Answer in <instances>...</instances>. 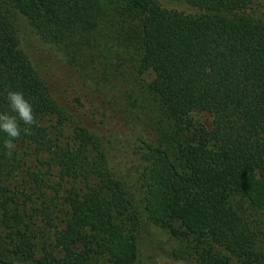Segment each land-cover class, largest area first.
<instances>
[{"label":"trees","instance_id":"trees-1","mask_svg":"<svg viewBox=\"0 0 264 264\" xmlns=\"http://www.w3.org/2000/svg\"><path fill=\"white\" fill-rule=\"evenodd\" d=\"M126 1L141 13L139 69L154 73L172 148L143 139L132 108L115 106L134 89L117 98L65 87L59 96L22 48L21 19L44 41L77 31L94 46L98 0H0V113L10 112L6 94L15 90L37 120L11 156L0 131V264H91L96 255L134 264L124 170L137 172L153 222L194 237L199 264H264L229 197L239 192L264 207V18L254 0H184L195 13Z\"/></svg>","mask_w":264,"mask_h":264},{"label":"rangeland","instance_id":"rangeland-1","mask_svg":"<svg viewBox=\"0 0 264 264\" xmlns=\"http://www.w3.org/2000/svg\"><path fill=\"white\" fill-rule=\"evenodd\" d=\"M101 12L97 14L95 27L97 36L93 37L94 46L85 42V36L79 32L67 35L63 41H44L25 19L19 21L21 46L31 57L40 73L56 84L54 92L62 95L64 88L82 90L97 94L110 89L111 96L124 95V88L134 89L133 98L137 106L132 105L133 98H124V102H115V106L124 114V107L130 106L137 124L134 127L143 139L155 143L163 141L171 148L175 144L172 137L173 120L166 108L150 88L154 73L151 69H139L140 21L141 13L133 11L126 0H98ZM167 8L195 13L198 9L184 0H160ZM256 15L264 18V0H254L252 5ZM103 32V33H102ZM131 40L130 43H127ZM79 49L75 54L71 48ZM77 52V53H76ZM78 61L74 62V56ZM75 65V66H74ZM76 70H75V69ZM81 68V71H80ZM83 89H82V88ZM97 96V95H96ZM98 97V96H97ZM129 103V104H128ZM77 122H65L63 133L68 135ZM136 146V145H135ZM119 179L132 201V212L128 226L135 227L138 256L134 264H199L194 250L193 236H175L169 228L153 222L145 209V191L136 171L124 170ZM230 201L240 214L247 241L250 247L264 252V207L250 204L242 193H230ZM179 225V223H176ZM27 264H37L27 260ZM91 264H113L107 256L96 255Z\"/></svg>","mask_w":264,"mask_h":264},{"label":"clouds","instance_id":"clouds-1","mask_svg":"<svg viewBox=\"0 0 264 264\" xmlns=\"http://www.w3.org/2000/svg\"><path fill=\"white\" fill-rule=\"evenodd\" d=\"M10 112L0 113V131L6 134L4 148L11 156L17 145L16 141L24 135H31L32 128L37 124L31 103L25 99L24 94L15 90H8L6 94ZM21 122L24 125L21 129Z\"/></svg>","mask_w":264,"mask_h":264}]
</instances>
